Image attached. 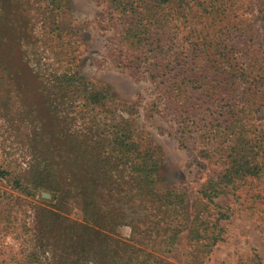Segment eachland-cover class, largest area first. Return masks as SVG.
Returning <instances> with one entry per match:
<instances>
[{
  "label": "trees",
  "instance_id": "1",
  "mask_svg": "<svg viewBox=\"0 0 264 264\" xmlns=\"http://www.w3.org/2000/svg\"><path fill=\"white\" fill-rule=\"evenodd\" d=\"M101 2L122 23L124 57L144 67L179 144L194 145L212 169L189 219L181 190L155 187L159 148L136 139L117 115L134 107L119 106L80 73L76 42L60 25L67 0H0V117L32 158L29 170L15 174L0 163V182L26 197L44 190L57 210L33 208L36 231L20 244L27 253L10 249L9 263L160 264L111 237L122 223L106 202L133 205L135 197L141 211L156 204L165 211L160 227L147 215L131 224L132 242L170 253L185 231L206 255L222 240L219 222L229 219L214 200L264 178V40L255 28L260 22L264 39V0ZM254 7L255 21L245 16ZM72 197L80 223L60 214ZM154 225V240L146 241ZM251 263L262 264L257 255Z\"/></svg>",
  "mask_w": 264,
  "mask_h": 264
},
{
  "label": "rangeland",
  "instance_id": "2",
  "mask_svg": "<svg viewBox=\"0 0 264 264\" xmlns=\"http://www.w3.org/2000/svg\"><path fill=\"white\" fill-rule=\"evenodd\" d=\"M67 2L60 25L76 42L81 56L80 73L98 89L109 90L119 106L134 107L131 112L116 111L117 115L132 124L136 139L159 148L162 161L155 187L161 193L181 190L186 195V212L191 219L196 192L212 168L196 156L194 145L181 147L173 123L161 114L162 102L144 67H137L134 61L125 59V50L120 48L117 40L122 23L109 15L101 0ZM245 16L253 21L257 20V8H252ZM255 28L260 42H263L260 22H256ZM28 96L31 97V94ZM258 123L264 130V114L258 117ZM5 124L0 117V163L13 174L26 172L32 163L28 148L20 143L19 138L10 134ZM75 201V197L68 199L66 209L60 214L69 221L80 223L82 213ZM138 201L135 197L131 203L133 205L106 202V207L118 210L121 216L122 224L111 237L144 251L145 255L157 259L160 264H252L254 255L264 264V178L249 181L239 191L214 200L216 205L228 210L229 219L219 222L224 231L222 240L206 255L202 253L200 245L192 246L185 231L178 236L170 253L159 248V244L152 243L154 247H151L152 244L146 247L132 242L131 224L147 215L160 227L161 223L157 219L165 211L160 204H156L154 208L147 205L149 210L141 211V204L136 206ZM53 204L51 195L44 190L36 191L34 197H26L13 191L8 183L0 182V264H12L9 263L10 249L14 253H27L26 246L20 244L27 239L25 233L36 231V214L33 208L57 212L51 208ZM154 226L146 241H150V238L151 241L154 240L157 232V226ZM141 227L145 230L144 223H141ZM43 258L45 263L50 262L49 250Z\"/></svg>",
  "mask_w": 264,
  "mask_h": 264
}]
</instances>
